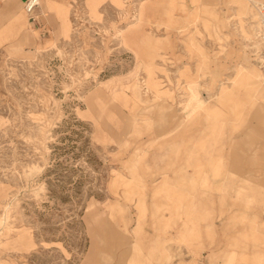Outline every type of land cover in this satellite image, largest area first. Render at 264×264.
Listing matches in <instances>:
<instances>
[{
	"label": "rangeland",
	"instance_id": "374dc122",
	"mask_svg": "<svg viewBox=\"0 0 264 264\" xmlns=\"http://www.w3.org/2000/svg\"><path fill=\"white\" fill-rule=\"evenodd\" d=\"M256 1L0 19V264H264Z\"/></svg>",
	"mask_w": 264,
	"mask_h": 264
},
{
	"label": "crops",
	"instance_id": "0c3cea01",
	"mask_svg": "<svg viewBox=\"0 0 264 264\" xmlns=\"http://www.w3.org/2000/svg\"><path fill=\"white\" fill-rule=\"evenodd\" d=\"M19 1L23 2V7H24V3H25L26 0H0V19L1 20L12 19L13 24L11 26V30H18L17 23L14 22V19H15V16L18 14V10L15 8V6L17 4H19ZM37 10H38V8H37ZM37 10H36V13H35L33 18H31L26 13L28 15L29 20H32L34 25H36V23L40 24L39 23V16L37 14ZM261 64H262V60H261Z\"/></svg>",
	"mask_w": 264,
	"mask_h": 264
},
{
	"label": "built area",
	"instance_id": "2783aa9c",
	"mask_svg": "<svg viewBox=\"0 0 264 264\" xmlns=\"http://www.w3.org/2000/svg\"><path fill=\"white\" fill-rule=\"evenodd\" d=\"M38 6H39V0H26L24 3V10L31 18H33ZM258 9H259L260 22L262 25L261 38L264 44V2L259 5ZM262 64L264 66V49L262 54Z\"/></svg>",
	"mask_w": 264,
	"mask_h": 264
},
{
	"label": "bare ground",
	"instance_id": "6f19581e",
	"mask_svg": "<svg viewBox=\"0 0 264 264\" xmlns=\"http://www.w3.org/2000/svg\"><path fill=\"white\" fill-rule=\"evenodd\" d=\"M254 2H257L256 0H253ZM41 3V0H39V4ZM261 23V22H260ZM262 26V25H261ZM20 50V48L19 47H12V49H11V53H17L18 51ZM189 91H190V94L192 95V96H195V92H194V88L190 85L189 86ZM203 184H206L207 182H206V180H203V182H202ZM10 204V203H9Z\"/></svg>",
	"mask_w": 264,
	"mask_h": 264
}]
</instances>
